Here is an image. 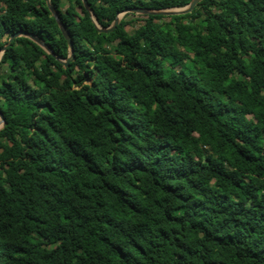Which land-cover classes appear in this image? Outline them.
<instances>
[{
    "label": "trees",
    "instance_id": "trees-1",
    "mask_svg": "<svg viewBox=\"0 0 264 264\" xmlns=\"http://www.w3.org/2000/svg\"><path fill=\"white\" fill-rule=\"evenodd\" d=\"M191 1L50 0L64 67L47 0H0V50L53 52L0 61V264H264V0L99 29Z\"/></svg>",
    "mask_w": 264,
    "mask_h": 264
},
{
    "label": "water",
    "instance_id": "water-1",
    "mask_svg": "<svg viewBox=\"0 0 264 264\" xmlns=\"http://www.w3.org/2000/svg\"><path fill=\"white\" fill-rule=\"evenodd\" d=\"M202 0H192L191 3L184 7V8H175L177 10L174 9H167V10H150V9H128L125 10L122 13H133V14H141V15H163V16H172V15H183V14H189L192 13L194 11V9L197 7V5L201 2ZM47 4L48 7L52 13V15L54 16V18L56 19L58 26L63 34V36L65 37V39L68 42L69 45V50H70V54L69 57L67 58V60L62 61L64 67H68L70 65L71 62H73L75 60V48H74V44L71 38V35L69 33V31L67 30V28L65 27V25L63 24L60 16L58 15V13L55 12V10L51 7L50 5V0H47ZM83 4L85 6V8L91 13V15L94 17V13L91 9V6L89 5V3L87 2V0H83ZM121 13V14H122ZM120 15V14H119ZM116 18V20L114 21L113 25L107 29H102L99 28L100 31L102 32H108V31H112L121 21V18L119 17ZM95 22L97 23V21L95 20ZM19 37H27L31 40H33L34 42H36L38 45H40L41 47H43L48 53L53 54L52 50L45 44L44 41H42L40 38H38L37 36L27 33V32H23V31H19L13 35H11L8 43L6 44V46H4V48L2 50H0V54H4L5 51L7 50V48L9 46H11V44L14 42V40H16ZM6 122H5V118L4 115L2 114V112L0 111V126H2L0 128L3 129L5 126Z\"/></svg>",
    "mask_w": 264,
    "mask_h": 264
},
{
    "label": "rangeland",
    "instance_id": "rangeland-1",
    "mask_svg": "<svg viewBox=\"0 0 264 264\" xmlns=\"http://www.w3.org/2000/svg\"><path fill=\"white\" fill-rule=\"evenodd\" d=\"M63 6L64 8L67 6V2L64 1L63 3ZM174 10H177V9H174ZM127 13H122L119 15V17L121 19H125L127 21H130L131 22V25H129L127 27V30L130 32V33H133L137 28H139L140 26L144 25L145 23V20H146V16L145 15H141V14H133V13H129V15H126ZM1 58H2V54H0V61H1ZM6 71V67H3L0 69V75H3ZM2 126H0L1 128Z\"/></svg>",
    "mask_w": 264,
    "mask_h": 264
}]
</instances>
